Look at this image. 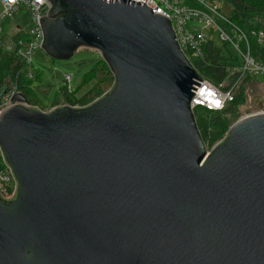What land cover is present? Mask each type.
<instances>
[{
	"label": "water",
	"instance_id": "water-1",
	"mask_svg": "<svg viewBox=\"0 0 264 264\" xmlns=\"http://www.w3.org/2000/svg\"><path fill=\"white\" fill-rule=\"evenodd\" d=\"M48 1L41 49L95 50L113 82L83 106L13 93L0 112L14 181L0 264H264V113L207 148L190 105L201 77L170 19L142 1Z\"/></svg>",
	"mask_w": 264,
	"mask_h": 264
},
{
	"label": "built area",
	"instance_id": "built-area-1",
	"mask_svg": "<svg viewBox=\"0 0 264 264\" xmlns=\"http://www.w3.org/2000/svg\"><path fill=\"white\" fill-rule=\"evenodd\" d=\"M133 1H142L154 14L158 13L170 19L176 40L189 60L202 57L203 47L210 41L226 43L238 57V63H232L228 68V80L215 85L200 76L201 80H197L199 86L194 84L196 89H193L194 95L190 101L193 112L198 108L223 110L232 101L244 79L254 81V78L264 75V55L260 54V49L256 55L252 53L247 32L233 22L229 15L223 13L218 3L207 0H191L195 5L185 0ZM0 6V45L6 50L15 51L27 63V67H30L33 51L41 48L43 40L39 18L46 15L51 4L48 0H0ZM22 15L29 18L28 31L18 25ZM15 17L17 29L15 34L8 38L9 21ZM250 34L257 37L259 48L264 47V30H253ZM17 35L19 38H16ZM1 107L0 100V112L3 110ZM253 113H264V107L257 108ZM13 188L12 175L5 167L0 171V192L8 197L11 194L6 192L8 189L13 191Z\"/></svg>",
	"mask_w": 264,
	"mask_h": 264
},
{
	"label": "trees",
	"instance_id": "trees-1",
	"mask_svg": "<svg viewBox=\"0 0 264 264\" xmlns=\"http://www.w3.org/2000/svg\"><path fill=\"white\" fill-rule=\"evenodd\" d=\"M224 1L230 7V19L249 35L252 53L256 55L260 49V54L264 55V47L259 48L256 40L257 37L250 34L253 30H264V0ZM186 2L192 3L191 0H186ZM16 38H19V35ZM190 61L200 76L218 85L230 78L228 68L238 63V57L232 53L226 43L210 41L203 47V56L191 58ZM26 67L27 63L15 51L6 50L0 45V95L3 91H6V93L12 91L23 96L26 99V103L33 106L36 103L30 100L28 91L32 93L30 84L33 80H40V74L35 72V78L33 77L34 79L30 81V78L27 76ZM7 79L10 80L13 86L7 83ZM246 80L244 79L240 83L232 101L223 110L211 111L205 108H198V111L195 110L194 115L197 126L207 146L211 147L220 140L231 125L227 113H230L234 107L242 103L246 93L244 88ZM90 82L94 83L83 94L78 96L77 91ZM112 82V74L106 64L99 58L84 73L83 79L75 91H70L65 86L59 88L52 106H83L104 93L106 86H111ZM35 100L39 102L37 99ZM58 101H61V103H58ZM5 167L0 153V171L5 169ZM11 193L12 189H8L6 192V194Z\"/></svg>",
	"mask_w": 264,
	"mask_h": 264
},
{
	"label": "rangeland",
	"instance_id": "rangeland-1",
	"mask_svg": "<svg viewBox=\"0 0 264 264\" xmlns=\"http://www.w3.org/2000/svg\"><path fill=\"white\" fill-rule=\"evenodd\" d=\"M207 1H214L218 3L221 7V11L229 15L230 7L224 0ZM16 20L17 17L12 18L9 21L10 27L7 28L8 38L12 37L16 32ZM28 20L29 18L25 15H22L18 20L19 27L24 31H28L29 29ZM98 59L99 54L95 50L85 48L79 49L78 52L68 60H54L50 58L41 48L35 49L31 56V66L26 67L27 76L28 78H30V81L35 78V72H38L40 74V80H33L30 84L32 93L28 91L30 100L35 101L36 103L33 106L39 107L42 110H48L54 104L53 101L59 88L65 86L70 91H75L77 89V86L81 83L84 73L90 68L91 64ZM254 79L252 80H254L255 82L248 79L246 80V83L244 84L246 93L242 103L234 107L230 113H227L230 124L234 123L244 116L253 114V112L257 110L258 107L256 105L254 94L257 93V91H259V89L264 85V75L258 76ZM7 81L9 85H12L10 83V80L7 79ZM93 83L94 82H90L86 86L78 90L77 95L79 96L83 94ZM109 88L110 86H106V90ZM250 89H253L254 93H251ZM11 95L12 91L8 92L5 96L2 97L1 108L4 109L6 106L10 105ZM34 98L39 102H36ZM58 103H61V101H58ZM207 148H209V146H207Z\"/></svg>",
	"mask_w": 264,
	"mask_h": 264
},
{
	"label": "flooded vegetation",
	"instance_id": "flooded-vegetation-1",
	"mask_svg": "<svg viewBox=\"0 0 264 264\" xmlns=\"http://www.w3.org/2000/svg\"><path fill=\"white\" fill-rule=\"evenodd\" d=\"M251 93H254L253 89H250ZM256 99V105L257 107L261 104H264V85L257 91V93L254 94Z\"/></svg>",
	"mask_w": 264,
	"mask_h": 264
},
{
	"label": "crops",
	"instance_id": "crops-1",
	"mask_svg": "<svg viewBox=\"0 0 264 264\" xmlns=\"http://www.w3.org/2000/svg\"><path fill=\"white\" fill-rule=\"evenodd\" d=\"M255 82V81H254Z\"/></svg>",
	"mask_w": 264,
	"mask_h": 264
}]
</instances>
